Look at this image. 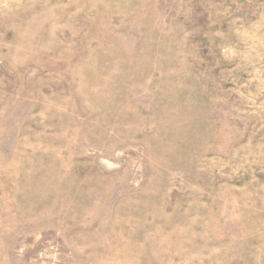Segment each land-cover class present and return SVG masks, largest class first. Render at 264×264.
Returning a JSON list of instances; mask_svg holds the SVG:
<instances>
[{"label": "rangeland", "instance_id": "obj_1", "mask_svg": "<svg viewBox=\"0 0 264 264\" xmlns=\"http://www.w3.org/2000/svg\"><path fill=\"white\" fill-rule=\"evenodd\" d=\"M0 264H264V0H0Z\"/></svg>", "mask_w": 264, "mask_h": 264}]
</instances>
